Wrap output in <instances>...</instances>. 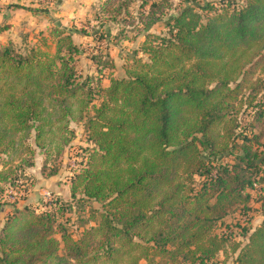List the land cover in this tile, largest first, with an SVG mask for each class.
I'll use <instances>...</instances> for the list:
<instances>
[{
    "label": "trees",
    "instance_id": "16d2710c",
    "mask_svg": "<svg viewBox=\"0 0 264 264\" xmlns=\"http://www.w3.org/2000/svg\"><path fill=\"white\" fill-rule=\"evenodd\" d=\"M226 1L205 21L190 6L168 17L169 35L147 33L145 59L134 55L125 76L97 89L74 68L77 29L56 23L54 53L0 45V182L18 151L33 155L30 135L59 156L74 136L70 122L85 120L94 149L71 192L104 202L100 220L77 239L56 211L14 207L0 229V264L214 262L228 238L217 225L264 179V141L235 133L240 105L264 88V0ZM261 102L255 119L264 116ZM260 206L261 220L233 244V264H264V195Z\"/></svg>",
    "mask_w": 264,
    "mask_h": 264
},
{
    "label": "rangeland",
    "instance_id": "374dc122",
    "mask_svg": "<svg viewBox=\"0 0 264 264\" xmlns=\"http://www.w3.org/2000/svg\"><path fill=\"white\" fill-rule=\"evenodd\" d=\"M233 1L231 6L241 4V0ZM226 4V0H128L126 5L121 4L120 0H17V3L12 2L9 6L31 8L45 18L41 35H37L41 38L36 40L35 36L23 37L20 34L14 41L7 39L0 42V45L11 43L16 51L21 52L28 51L31 46L40 45L43 51L54 53L56 41L51 37L50 30L57 22L65 25V33L73 34L68 31L69 28L77 29L78 32L84 31L85 35L80 34L81 32L73 35L82 51L75 56L73 65L81 75V80L90 77L91 86L97 89L99 86L108 85L111 77L125 76L126 70L133 63L134 55L145 59L146 55L139 48L147 33L169 35L165 24L168 17L190 6L200 12L202 20L205 21L207 16L220 11ZM151 17L157 20L149 27H144ZM0 28L3 30L5 26ZM94 55L100 57L98 64L92 59ZM108 59L113 61V66H108ZM100 94L95 91L94 104L100 102ZM261 99L264 101V88L250 105L245 102L240 105L235 130V133H245L248 136L259 135V143L264 141V116L255 119L254 115L259 109L256 103L260 101L262 105ZM89 113L92 114V111ZM84 123L85 120L70 122L74 136L59 156H47L46 152L35 145L34 137L30 135L26 142L34 149L33 155L18 151L11 162L6 164L4 169H11L12 172L8 171V179L0 182V229L11 210L25 203L36 211H56L58 223L76 239L83 230L97 224L104 210V202L94 203L87 200L78 190L71 192L72 179L86 166L89 153L94 149ZM21 158L27 162L33 159L34 165H24ZM5 159L7 156L0 154V169L3 168L2 162ZM230 160L231 157H227L224 161ZM262 170L261 175L264 177V168ZM193 178L196 183L199 182V175H193ZM260 182L264 186V179ZM260 185L256 189H249L251 199L247 205H238L217 225L214 232L226 234L228 238L225 248L211 264H233V244L243 243L242 238L261 220L260 205L264 189ZM55 236L59 238L60 234L56 233ZM139 264L148 263L140 260Z\"/></svg>",
    "mask_w": 264,
    "mask_h": 264
},
{
    "label": "crops",
    "instance_id": "0c3cea01",
    "mask_svg": "<svg viewBox=\"0 0 264 264\" xmlns=\"http://www.w3.org/2000/svg\"><path fill=\"white\" fill-rule=\"evenodd\" d=\"M12 2L17 3V0H0V27L5 26L3 30H0V42L2 43L7 39L14 41L16 37L19 38L20 34L23 37L28 35L32 37L43 30L42 25L45 21L43 15L37 14L31 8L26 9L18 5L11 6ZM9 4L11 5L9 6Z\"/></svg>",
    "mask_w": 264,
    "mask_h": 264
}]
</instances>
